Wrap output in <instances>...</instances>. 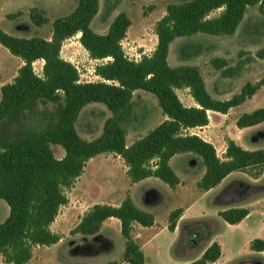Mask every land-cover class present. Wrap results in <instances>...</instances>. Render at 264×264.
Instances as JSON below:
<instances>
[{"label":"trees","instance_id":"16d2710c","mask_svg":"<svg viewBox=\"0 0 264 264\" xmlns=\"http://www.w3.org/2000/svg\"><path fill=\"white\" fill-rule=\"evenodd\" d=\"M259 5L264 16V0H185L169 3L166 13L156 22L158 42L151 54L134 60L126 54L122 41L132 25L129 15L122 11L112 21L106 34L96 33L91 23L100 9V0H78L68 15L52 22L49 38L19 37L4 31L0 25V44L21 58L23 65L13 81L0 87V125L25 112L39 109L41 101L55 104L54 119L43 129L20 136H0V199L10 207V214L0 223V256L6 263L27 264L36 246H51L61 236L51 226L67 195L84 172L86 163L100 154L120 155L132 183L157 177L176 188L181 180L170 164L176 154L193 153L202 158L205 172L198 182L208 191L219 185L233 172L264 171V148L249 150L235 140H227L224 158L213 143L190 130L209 124L208 110L228 113L243 104L264 85V78L247 82L241 91L227 100L214 98L208 91L202 71L197 65L173 66L169 62L170 46L178 37L206 33L218 36L233 35L249 7ZM222 11L215 17L210 14ZM34 25L44 26L49 18L44 10L30 9ZM22 11L11 13L17 18ZM80 35V42L95 60V72L102 79L83 81L78 68L61 55L64 42ZM108 59L107 61H104ZM43 60L42 72H36L34 62ZM215 69H222L227 59H211ZM190 88L198 106H186L177 89ZM136 90L155 95L166 119L132 144L127 142L124 127L132 112ZM102 103L112 115L105 121L103 132L93 139H84L75 123L89 103ZM264 122V107L243 113L237 119L239 128ZM52 144L62 146L66 153L57 158ZM255 168V170H252ZM183 212L176 208L169 215L168 228L174 231ZM250 213L247 207H232L218 212L230 224L240 223ZM115 217L121 221L125 239L122 260L101 264H145V253L134 235V225L152 226L155 216L141 207L128 194L118 206L96 203L71 230L73 234L96 235L104 221ZM251 249L264 251V239L256 238ZM222 255V247L214 241L195 261L189 264H208Z\"/></svg>","mask_w":264,"mask_h":264},{"label":"rangeland","instance_id":"374dc122","mask_svg":"<svg viewBox=\"0 0 264 264\" xmlns=\"http://www.w3.org/2000/svg\"><path fill=\"white\" fill-rule=\"evenodd\" d=\"M181 1L185 0H101V9L92 20L91 27L96 33L106 34L114 18L120 12H126L132 20V25L122 45L129 58L140 60L143 55L152 53L157 45L155 24L166 13L167 5ZM77 5L78 0H0V25L4 31L15 36L49 38L52 34V22L71 13ZM34 6L44 10V14L50 20L49 23L44 26H36L32 23L29 12ZM253 10L251 7L246 18L239 25L236 35L218 36L197 33L178 37L170 49V64L173 66L199 65L206 78V87L210 94L216 99L227 100L238 94L247 81L255 83L258 73L237 69L229 79L218 76V83L214 87L211 84L210 72L217 69L212 65L211 59L232 55L231 58L238 57L242 47L256 50L259 55L261 80L264 78V16L260 13L258 17L253 16ZM19 11L23 12L21 16L14 19L8 17L9 14ZM249 30H252V33L248 34ZM80 35L77 34L64 42L61 55L78 67L83 81L101 80L95 68L103 60L90 57L79 40ZM43 64V60L34 62L36 72H42ZM22 65L21 58L11 54L0 44V87L13 81ZM134 99L132 112L124 124L129 143L155 128L163 119L154 94L140 90ZM261 107H264V85L243 104L233 107L230 113L231 133L238 131L239 127L235 119L239 115ZM54 111L55 104L41 101L38 110L25 112L19 117L2 122L0 136L9 138L39 131L53 121ZM111 115L106 105L97 102L89 103L80 112L75 123L76 130L84 139L98 137L103 132L106 119ZM245 133V143L250 147L249 150L264 148V122L249 127ZM52 150L57 158L66 153L62 146L56 144H52ZM217 152L224 158L225 153L221 148H218ZM182 161L183 157L176 158L174 162L176 169H182ZM186 162L190 164L194 172L185 175L181 202L179 198L169 195L162 203L163 189L159 187L154 191L153 207L159 223L168 219L170 211L178 207H186L198 194L204 193L201 189L199 193L197 186V180L205 170L202 158L190 153L186 157ZM254 173L255 171H252L248 175H241L246 181L240 177H231V181H228L221 189L205 194L183 221L182 229L177 237H172L170 231L164 230L155 240L145 242V264L190 263L198 259L216 239L223 244L224 257L214 264H264V252L253 251L247 242L249 236L264 239V178L256 182L253 180ZM160 182L168 186L163 181ZM239 182L248 185L239 188ZM130 184L131 181L125 174V165L117 157H106L100 154L90 159L82 175L68 190L67 195L71 199L69 200L71 204L69 202L66 207H63L55 226V231L66 235L63 243L57 247L36 246L34 257L27 264H101L114 260L121 262L126 245L121 233L111 230L109 235L112 239L88 242L75 239L76 234H73L71 230L82 211L90 204L120 203L122 195L126 193ZM146 186L145 182L139 183L134 191H141L142 188L144 190ZM238 205L250 209L249 216L242 223L230 224L218 215L219 210ZM9 214L8 203L0 199V223L4 222ZM188 233L192 234L191 242L193 243L187 242ZM0 264H7L1 256ZM122 264L128 263L122 262Z\"/></svg>","mask_w":264,"mask_h":264},{"label":"crops","instance_id":"0c3cea01","mask_svg":"<svg viewBox=\"0 0 264 264\" xmlns=\"http://www.w3.org/2000/svg\"><path fill=\"white\" fill-rule=\"evenodd\" d=\"M109 6H111V4H109ZM251 7H253V9H254L253 10L254 12H252V15L255 16V17H258V15L260 13L259 12V5H255V6H251ZM251 7H249L248 10L246 11V14L244 16V19L246 18L247 14L249 13V10H250ZM100 9H101V0H100ZM100 9H99V11H100ZM221 11H222V9H218V10L212 12L210 14V17L217 16ZM259 31H260V29H259ZM236 33H237V30H236V32L233 35H236ZM247 33L248 34L252 33V30H249ZM157 42H158V40H157ZM172 44L170 46V49L172 47ZM255 49H257V48H255ZM226 52H228V51H226ZM169 54H170V51H169ZM232 56L225 57L226 59H229L228 60L229 61V64L226 67H224L222 69H217L215 71L211 70V72H210V74H211V84L214 85V87H216V84L218 83L217 82V77L218 76H220L221 78L222 77H226L227 79H229V78L232 77V74L234 72H236L237 69H242L243 71H248V72L257 71L256 73H258V74L256 75L255 82H257V81L260 80V57L256 53V50H248L246 48H242L241 47L240 50H239L238 57L231 58ZM197 66H199V65H197ZM200 69H201V67H200ZM229 71H231V72H229ZM202 74H203V72H202ZM203 77H204V80H205V84H207V81H206V78H205L204 74H203ZM247 82H251V81H247ZM139 91L140 90H136L134 92L132 102L135 100L134 99V96ZM177 93H178L181 101L186 106H198V104L196 103L195 99L193 98V96L190 93V88L177 89ZM159 107H158V109H159V112L161 113V117L163 118L162 119V121H163V120L166 119V116L164 115L162 109L159 108ZM232 110H233V108H231L228 113H221V112H218V111L208 110L209 124L208 125H205V126H202V127L192 128L190 131L193 132V133H197L198 135H200L201 137H203L205 140L213 143L217 150H218V148H221L224 153L226 152L227 140L229 138L235 140L243 148L250 149V147L248 145H246V143H245V140H246L245 139V136H246L245 131H247V129L249 127H246V128H238V131L236 133H231V131H230V127L232 125V123L230 121V113H231ZM135 113H136V111H135ZM137 115H138V113H137ZM238 117L235 119V123L237 122ZM215 119H217V120H215ZM132 143L133 142H130V143L128 142L129 145L132 144ZM188 154H190V153L176 154L170 160L171 166L176 171V173L178 174V176L180 177V180H181L180 184L176 188H171L166 183L170 187V188H167L168 186H164V185L161 184V182H160V181H162L161 179H159L157 177H149V178H146V179H144L142 181H139V182H136V183H132L131 182V184L128 187L126 193H124L122 195L120 203H116V204L115 203H105V204H112V205L118 206V205H120L122 203V201L124 200V198L126 197V195L129 194L134 199V201L136 202V204L139 207H141L142 209H144V210H146L148 212H151L155 216V223L152 226L146 227V226H142L140 224H135L134 225V228H135L134 229L135 239L141 245V247H142V249H143V251L145 253V257H146L145 242H147V241L150 242L152 240H155L161 234V232L164 231V230L170 231L169 228H168L169 216H168V219L167 220H164L163 223H159V221H158V219H157V217L155 215V212L156 211L154 210V207H153V204H154V197H153L154 191H155L156 188H159V187H161L163 189L164 195H162V199H161L162 203H163V200H166V198L169 195H173V196L179 198L178 200H180V202H181V199L183 198V193H184V190H183L182 187H183V182H184V179H185V175H187L189 173L191 174V173L194 172V170L191 168L190 164L188 165V163L186 162V157H187ZM102 155H105L106 157H109V156L117 157L119 160H121L123 162V164L125 165V174L127 175V169H128V167L126 166L124 160L122 159V157L120 155H116V154H113V153H110V154H102ZM177 157H183V161L181 163L182 169H180V168L178 169L177 168L178 170L176 169V166H175V163H174ZM204 172H205V170H203L202 175L197 180V186H198V182L200 181V179L203 176ZM250 172H251L250 170H248L246 172H239V171L238 172H233V173L229 174L226 178H224L222 180V182L219 185H217L216 187H214V188H212V189H210L208 191H204L203 190L204 193L202 192V194H198V196L193 200V202L190 203L189 205H187L186 207H178V208H182L183 209V212H182L180 218L178 219V222H177V225H176L175 230L174 231H170L172 237L175 238V237H177L180 234V231H181L182 225H183V221L186 219L187 215H189V212L192 209H194L197 204L200 203V200L202 199V197L205 194H207V193H214L218 189H221L222 187H224L226 185V183L228 181H231V177H234V178L240 177L243 181H246L245 180V177L244 176H241V175H248V173H250ZM263 178H264V171H263V173H262L261 176H259L257 178L255 177V179H253V180L256 181V182H259ZM249 179H250V177H249ZM232 181H234V180H232ZM238 181L239 180L234 181V182H238ZM143 182L147 183V186L144 187V190L142 188L141 191L135 192L134 191L135 190V187L139 183H143ZM249 183H252V182H249ZM247 185H245V184L243 185V182H242V183H240L239 188L246 187ZM200 191L201 190L199 188V193H200ZM69 200H71L70 197H69ZM69 202L71 204V201H69ZM94 204L95 203L90 204V206H88V208H86L84 211H82V213L80 214V216L78 218V221L76 222L75 226L79 223V221L81 220V217L84 215V213L91 206H93ZM66 206L67 205H65L63 207H66ZM63 207L61 208L60 213L63 210ZM236 207H242V205H238ZM230 208H232V207H230ZM172 211H170V213ZM219 211H221V210H219ZM71 212H73V211H71ZM170 213H169V215H170ZM246 218H244L240 223H242ZM58 221H59V215L57 216L56 220L54 221V223L51 226V228H52L53 231H55V226H56V224H57ZM64 223H66V222H64ZM111 230H116L118 233H121V221L118 218L111 217V218H108L106 221H104L100 232L98 234H96V235H81V234H76V236H75L76 238L75 239H78V240H86L88 242H92L94 240H99L100 241V240H105V239H112V236L109 235L110 234L109 232ZM55 232H57L61 236L60 241L57 242V243H55V244H53L54 247H57V246H59V245H61L63 243L66 235H63V233L62 232H59V231H55ZM191 238H192V234L190 235V233H188L187 236H186L187 242L193 243V242H191ZM254 239H256V237H254V236H249L247 238V242L249 243L250 248H251V242ZM215 241H217V242L220 243V245L222 247V255H221V257L217 261H215L213 263H208V264H214V263L220 262L223 259V257H224L223 244L219 240H217V239ZM258 252H264V251H258ZM33 257H34V254H33ZM7 264H10V263H7ZM187 264H189V262Z\"/></svg>","mask_w":264,"mask_h":264},{"label":"built area","instance_id":"2783aa9c","mask_svg":"<svg viewBox=\"0 0 264 264\" xmlns=\"http://www.w3.org/2000/svg\"><path fill=\"white\" fill-rule=\"evenodd\" d=\"M131 58V57H130ZM131 59H133V58H131ZM141 59V58H140ZM136 60V59H135ZM76 66V65H75ZM77 67V66H76ZM78 68V67H77Z\"/></svg>","mask_w":264,"mask_h":264}]
</instances>
